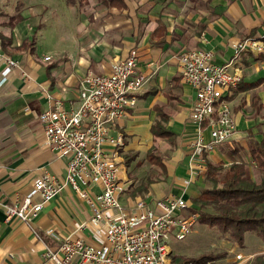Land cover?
<instances>
[{
	"label": "crops",
	"instance_id": "crops-1",
	"mask_svg": "<svg viewBox=\"0 0 264 264\" xmlns=\"http://www.w3.org/2000/svg\"><path fill=\"white\" fill-rule=\"evenodd\" d=\"M263 33L264 0H0V200H20L43 171L57 178L65 175L66 159L45 144L39 113L54 100H61L66 108L77 107L86 73L110 72L114 59L134 48L137 72L146 80L135 107L110 132L123 138L120 201L129 205L137 197L151 200L174 194L190 202L205 184L203 177L187 186L182 182L188 176L189 143L195 130L191 121L195 91L181 79L178 55L201 48L213 52L215 63H225L234 56L233 41ZM5 57L17 60L19 68L3 79ZM234 68L242 75L240 87L225 99L236 122L230 139L236 147L218 144L208 160L226 166L241 159L247 173L253 169L258 174L247 147L264 131H252L254 135L249 131L256 123L254 117L262 112L264 116V108L254 114L252 106L253 97L264 103V41L261 51H241ZM258 80L253 88H245ZM154 107L166 115L164 123L174 134L173 142L150 132L159 118ZM151 146L164 167L147 163L151 178L137 182L144 183L146 190L143 194L134 190L132 195V186L136 187L130 178L132 162L139 155L148 162ZM232 148L237 151L231 152ZM125 155L131 158L128 165ZM90 189L98 191L95 186ZM91 212L70 186L29 223L15 217L7 220L0 207V264H41L44 245H58L47 230L101 241L100 234L91 237L89 227L78 228Z\"/></svg>",
	"mask_w": 264,
	"mask_h": 264
},
{
	"label": "built area",
	"instance_id": "built-area-1",
	"mask_svg": "<svg viewBox=\"0 0 264 264\" xmlns=\"http://www.w3.org/2000/svg\"><path fill=\"white\" fill-rule=\"evenodd\" d=\"M261 38L233 41L234 56L225 63H215L213 52L201 48L178 55L181 79L195 91L191 104L195 130L189 143L188 176L182 179L185 186L204 178L209 153L232 138L236 122L225 95L237 89L242 77L234 59L244 50L261 51ZM137 59L133 48L125 57L114 59L110 72L88 71L80 84L77 107L66 108L61 100H54L38 115L45 144L66 159L65 175L57 178L43 171L20 200H0L5 218L29 223L70 186L92 211L78 228L89 227L93 239L102 235L101 241L92 242L47 230L58 245H44L41 264H192L173 260L166 242L170 234L184 239L197 222L198 214L189 210L187 199L168 194L151 200L137 197L123 205L119 198L123 138L110 132L135 107L136 95L145 83V75L137 72ZM15 68L19 62L5 57L3 79ZM236 258L245 259L242 253Z\"/></svg>",
	"mask_w": 264,
	"mask_h": 264
},
{
	"label": "trees",
	"instance_id": "trees-1",
	"mask_svg": "<svg viewBox=\"0 0 264 264\" xmlns=\"http://www.w3.org/2000/svg\"><path fill=\"white\" fill-rule=\"evenodd\" d=\"M247 37L261 38L260 36ZM261 39L264 41V37ZM31 44L29 43V46ZM259 82L260 80L248 83L245 88H253ZM252 106L254 114H258L264 108V103H258L253 97ZM154 108L159 118L151 124L150 132L155 137L173 142L174 134L166 128L164 123L166 115L159 107ZM155 149L151 146L147 150L146 159L149 163L163 168L162 159L155 153ZM236 151L235 148L231 149V152ZM247 153L258 171L257 180L248 175L247 164L241 159L231 160L226 166L207 160V172L203 178L205 185L196 197L190 199L189 206L191 212L198 214L199 223L215 229L222 235L227 234L240 247L243 246L246 232H253L264 243V131L260 140L251 139L248 142ZM130 161L131 158L125 155V163L128 165ZM135 190V192L145 191L146 186L141 183ZM215 258V255L206 254H200L191 259L173 255L175 261H186L192 264H204ZM248 264H264V253L255 255Z\"/></svg>",
	"mask_w": 264,
	"mask_h": 264
},
{
	"label": "rangeland",
	"instance_id": "rangeland-1",
	"mask_svg": "<svg viewBox=\"0 0 264 264\" xmlns=\"http://www.w3.org/2000/svg\"><path fill=\"white\" fill-rule=\"evenodd\" d=\"M263 112L258 116H255L256 123L253 125L250 135L258 134L262 129H264ZM259 120V121H258ZM248 131V130H247ZM253 131V133H251ZM248 133V132H247ZM249 135V134H248ZM248 135L246 137H248ZM138 143L140 141H137ZM234 141H227V147L235 146ZM141 144V143H140ZM132 151V150H130ZM127 152L130 154L131 152ZM149 162L145 161V158L141 155L138 156L134 162H132V169L130 172V178L133 180L131 184L138 186L137 183L145 178H151L152 168ZM252 179L257 180L259 175L251 169L248 172ZM144 184V183H142ZM136 187L132 186L131 194H134ZM187 189L191 190L192 187L188 186ZM200 190V188H199ZM198 190V191H199ZM136 191V190H135ZM144 192V191H143ZM143 192H138V194H143ZM136 194V193H135ZM142 196V195H141ZM167 244L171 248V256L177 255L180 257H186L187 259L196 258L200 254L215 255L216 258L206 262L204 264H248L250 259L257 254L264 253V245L260 243V239L253 232H246L243 246L240 247L235 241H233L227 234L222 235L216 232L215 229L206 227L204 224L198 221L193 226L191 232L187 234L184 239L178 240L173 234L168 235L166 240ZM257 244V245H255ZM237 253H242L244 260L239 261L236 258ZM250 256V259L249 257ZM249 259V260H247ZM247 260V261H246ZM245 261V262H244ZM176 262H186V261H176Z\"/></svg>",
	"mask_w": 264,
	"mask_h": 264
}]
</instances>
